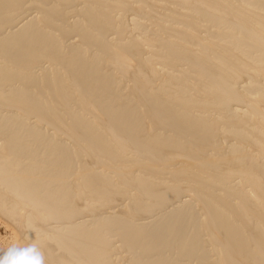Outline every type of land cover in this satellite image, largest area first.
I'll use <instances>...</instances> for the list:
<instances>
[{
  "label": "bare ground",
  "instance_id": "6f19581e",
  "mask_svg": "<svg viewBox=\"0 0 264 264\" xmlns=\"http://www.w3.org/2000/svg\"><path fill=\"white\" fill-rule=\"evenodd\" d=\"M0 222L44 264H264V0H0Z\"/></svg>",
  "mask_w": 264,
  "mask_h": 264
},
{
  "label": "clouds",
  "instance_id": "9594fccd",
  "mask_svg": "<svg viewBox=\"0 0 264 264\" xmlns=\"http://www.w3.org/2000/svg\"><path fill=\"white\" fill-rule=\"evenodd\" d=\"M0 264H44V255L35 243H13L0 255Z\"/></svg>",
  "mask_w": 264,
  "mask_h": 264
},
{
  "label": "rangeland",
  "instance_id": "374dc122",
  "mask_svg": "<svg viewBox=\"0 0 264 264\" xmlns=\"http://www.w3.org/2000/svg\"><path fill=\"white\" fill-rule=\"evenodd\" d=\"M13 244L9 229L0 222V255H3L4 250Z\"/></svg>",
  "mask_w": 264,
  "mask_h": 264
}]
</instances>
